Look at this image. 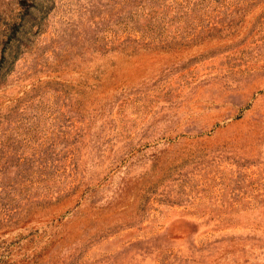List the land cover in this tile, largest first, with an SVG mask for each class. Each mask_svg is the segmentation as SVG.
<instances>
[{"label":"rangeland","instance_id":"rangeland-1","mask_svg":"<svg viewBox=\"0 0 264 264\" xmlns=\"http://www.w3.org/2000/svg\"><path fill=\"white\" fill-rule=\"evenodd\" d=\"M0 264H264V0H0Z\"/></svg>","mask_w":264,"mask_h":264}]
</instances>
